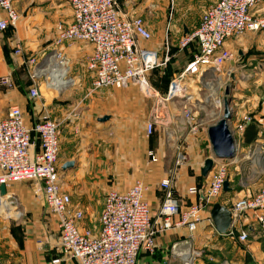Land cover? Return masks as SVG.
Returning <instances> with one entry per match:
<instances>
[{
	"label": "crops",
	"instance_id": "crops-1",
	"mask_svg": "<svg viewBox=\"0 0 264 264\" xmlns=\"http://www.w3.org/2000/svg\"><path fill=\"white\" fill-rule=\"evenodd\" d=\"M217 1L117 0L120 8L129 16L142 17L152 33L151 40L141 41L143 46L156 49L161 56L183 52L185 64L180 72L199 52L195 42L182 48L181 39L187 31L198 26L206 9ZM14 4L20 14L17 26L0 30V77L11 75L13 84L10 87L0 84V120L7 116L13 105L22 109L29 124L40 120L46 112L59 120L60 165L62 167L65 162L72 160L76 162L73 168L61 169L63 188L71 196L72 208L83 211L81 228L87 229L83 223L86 215L91 214L93 202L100 201L102 213L104 199L99 198L101 194L110 189L126 191L137 180L146 185L144 198L156 215L165 198L161 181L168 177L171 170L174 171L173 184L180 204L186 206L198 201L200 194H190L188 190L192 186L203 189L211 181L212 172L205 178L201 174V168L204 161L212 156L208 127L219 119L221 113L212 122L202 119L199 132L191 134L182 117L174 114L178 107L169 113L165 101L158 105L155 99L145 97L134 85L126 89H93L95 95L91 98L90 108L83 112L78 110L82 98L76 89L83 88L85 81L78 79L79 74L82 67L88 68L87 59L93 52V45L85 41L63 45V53L75 75L69 89L60 91L49 87L51 91L44 92L43 101L32 102L29 90L33 83L26 71L24 58L52 50L51 46L55 48L53 41L58 35V28L71 23L73 12L68 0H14ZM192 8L200 10L193 15ZM252 13L264 17V0L252 9ZM4 15L0 9V19ZM19 47L24 56L16 53ZM225 49L232 53V59L218 69L224 83L219 86L211 85L210 97L215 108H221L216 103L217 95L221 87L224 86L225 91L229 85L233 111L230 123L232 131L234 132L237 121L248 114L258 129L257 135L247 143L246 137L251 136L246 134L248 127L242 132L234 133L245 151L244 156L230 160L233 163L229 169L230 189L224 190L202 211V221L192 233L193 238H190V230L185 225L159 233L154 252L141 250L137 264H183L184 255L190 252L199 255L196 258L197 264H224L227 258L231 264L264 263V237L254 214L248 213L239 224L233 225L235 235L220 234L211 218L215 202L231 209L236 200L254 195L264 186V160L259 159L252 162L254 172H249L246 181L243 183L241 178L236 182L238 172L251 162L246 156L252 155L255 149L264 154V29L249 30L229 38ZM206 70L202 69L200 72L204 73ZM213 89H216L215 92ZM195 98L191 92V99L197 100ZM104 116H109V119L100 121ZM159 118L165 120L167 131L159 126ZM150 121L155 122L152 134H148L146 129V124ZM182 137L183 143L180 142ZM180 147L186 153L187 160L177 165ZM150 150L157 156L156 161L150 159ZM236 185L241 188L236 190ZM9 190L19 197L27 217L17 222L0 220V264H52L55 257L50 260L44 254L50 244L39 240L38 246L36 245V228L42 225H34L28 219V216L36 217L41 212L34 190H27L19 182L11 184ZM91 221L92 219L90 224ZM245 229L250 236L248 240L241 241L238 236ZM42 230L48 231V224L42 226ZM232 242H238L244 247L229 249ZM186 244H190L188 249L183 248ZM225 255L228 257L225 258ZM60 264L79 262L70 260Z\"/></svg>",
	"mask_w": 264,
	"mask_h": 264
},
{
	"label": "built area",
	"instance_id": "built-area-1",
	"mask_svg": "<svg viewBox=\"0 0 264 264\" xmlns=\"http://www.w3.org/2000/svg\"><path fill=\"white\" fill-rule=\"evenodd\" d=\"M261 1L218 0L207 8L198 26L187 31L180 41L182 48L195 42L199 52L171 81L165 95L160 94L149 81L150 73L161 65V55L156 49L141 44V41L151 40L152 33L142 17L129 16L120 8L117 0H68L73 18L69 25L59 26L54 40L55 50H52L55 52L49 55L47 66L38 67L39 61L33 55L25 57L24 63L29 68L34 66L33 77L43 74L40 69L44 68H48L44 72L48 74L50 66L56 64L54 68L58 69V73L53 74V68L46 75L49 85L60 91L68 89L74 77L69 73V67L65 66L68 62L59 47L85 41L93 45V52L87 59V66L93 73V89L128 88L134 85L159 104L178 98L188 100L191 94L187 93V86L183 82L186 74L222 68L232 59V53L225 49L229 38L249 30L264 29V17L252 13V9ZM0 9L5 14L0 19V30L16 27L20 14L14 0H0ZM16 53L24 56L20 47ZM0 84L12 86L11 75L0 77ZM39 95L40 91L34 85L30 97ZM217 100L221 107L222 100L218 97ZM174 114L182 117L189 133L199 132L203 121L194 108L183 105L180 111L175 109ZM252 121L250 115H244L237 121L234 133L244 131ZM154 126L153 121L146 124L148 134H152ZM60 143L61 124L50 112L29 124L22 109L13 105L7 116L0 120V220L16 222L24 216L21 202L9 187L13 183L32 181L35 195L43 200L58 221V255L52 264L70 260H77L79 264H137L141 250L154 252L159 233L185 225L190 230V238H193L192 233L202 221V211L222 194L225 182L230 179L231 161H216L211 181L203 188L204 199L182 206L173 184L174 171L171 170L168 177L161 181L165 198L156 215L144 198L146 185L143 181H135L126 191L110 189L105 194L99 233L94 234L90 229L81 228L83 211L72 208L71 196L63 188ZM149 156L153 161L158 159L152 150ZM186 160V153L180 147L176 164L181 165ZM2 186L6 188L5 193H2ZM201 189L192 186L188 191L198 196ZM231 211L233 222L230 234L235 235L233 225L252 213L264 237V187L254 195L238 199ZM249 236V231L245 229L238 237L246 241ZM197 256L196 252L184 255L183 264H197Z\"/></svg>",
	"mask_w": 264,
	"mask_h": 264
},
{
	"label": "rangeland",
	"instance_id": "rangeland-1",
	"mask_svg": "<svg viewBox=\"0 0 264 264\" xmlns=\"http://www.w3.org/2000/svg\"><path fill=\"white\" fill-rule=\"evenodd\" d=\"M174 9H176V6L174 7ZM199 10H200V8H192L191 14L195 15ZM53 43H54V41H53ZM51 48H52V50H55V48H53V46H51ZM59 48L62 51L64 50L63 47H59ZM52 50L51 49L46 50L42 54L33 55L39 61L38 67L47 65V63L50 60L49 55L51 53L55 52ZM173 53H175V54H172V52H171L170 54H165V55L161 56V58H162L161 59V65L158 68H156L154 71H152L149 75L150 83L162 95H165L167 93L168 87H169L171 81L173 79H175V77L179 76V74L181 73L180 70L183 69L184 64H185V56L183 55V52H180V53L179 52H177V53L173 52ZM40 64H43V65L40 66ZM66 65L69 67V73L72 74V76H74V78H75V75H73V71H72L70 62H68V64L65 63V66ZM29 67L30 66H28L26 68V71L31 76L33 86L35 85L40 91V95L38 97H30L31 101L32 102H37V101H41V100L43 101L44 92L45 91L46 92L51 91V89L49 88L51 86L49 85V81H48V78L46 76L49 73H51V70L48 71V74L46 72V73L41 74L40 76L33 77L32 73H34L35 68H34V66H32V68H29ZM201 72L197 73V74L188 73V74H186V76L183 80V82L187 86V93L191 94V92H193L195 97L197 98V100H194V99L192 100L191 98L188 100H187V98L186 99H179L178 98V99H172V100L165 101V104L168 106V112L169 113H171L172 110H174L176 107H178L177 109L180 111V109L183 107V105H188V106L194 108V111H196L197 116L200 118V120L204 119L205 122L206 121L212 122V121H214V119L216 120L218 118V115L220 113L222 114V112H223V99L222 98H223V93H224V86L221 87V89L219 90V94L217 95V97L222 100L221 108H215L216 105H215V103H213L212 97H210L211 93H209V88L211 85L219 86L220 84L224 83L222 81V78H221L222 76L220 74V71L217 69H209V70L207 69L206 71H203L204 73H201ZM80 78L82 80H85V81H83V86H82L83 88L80 87V88H77L76 90H79V97L82 98L81 103H80V107L78 108V110H82V112H83V110L90 108L91 98L95 95V92L93 91V88L91 86L93 73L89 70V68L83 69V67H82V71L80 72L78 79H80ZM204 85H206V86H204ZM106 88H108V87H106ZM109 89H126V88L109 87ZM65 90H67V89H65ZM65 90H62V91H65ZM215 90L216 89H213V92H215ZM29 95H30V90H29ZM145 97H147L149 99H153L152 97H148V96H145ZM204 98L206 100H204ZM216 103L218 104L219 100H217ZM158 105H162V103H160V104L158 103ZM156 106H155V109L157 108ZM158 110H159V108H158ZM158 120H159V126L162 129L166 130L165 120L162 118H159ZM102 122H105V121H102ZM183 141L184 140L182 137L180 139V142L183 143ZM237 150H238L237 151V157H238V159H240L242 156H244L243 154L245 151H244V149L242 150V147L239 145V143H237ZM258 150L259 149H257V150L255 149V150H253L252 155L246 156V158H249V160H251V162L247 163V165H244V167H242V170H240V172H238V174L236 175L237 176L236 182H238L242 178L241 181H243V183H244L246 181V178L250 174L249 172H252V170L254 172L252 162L258 161V159L260 161L264 160V154L261 153L263 151H260V150L258 151ZM232 165H233V163H230L229 169ZM231 170H233V167ZM19 183L24 184L27 190L33 191V182L32 181H24V182H19ZM236 186H237L236 190H239L241 188L238 185H236ZM106 193L101 194V196H99V198L105 199ZM34 196H35L36 201L38 200V202H40L39 207L41 209V212L38 213V215L36 217H29L28 216V219L30 221H32L34 223V225H42L45 227V225L48 224V231H45V230L43 231L42 226H39L38 228H36L35 241H36L37 246H38L39 240H42V241L44 240L50 244V247L48 248V250L45 253L44 252L43 253L47 257H49V259L51 260L52 258L57 257V255H58L57 245H58V241H59V237H60L58 221H57L56 216H54L48 210V208L45 206L44 202H42L40 200V198L37 197L35 194H34ZM17 198L20 201L18 196H17ZM99 206H100V201L99 202L96 201V203H94V202L92 203L91 214L86 215L85 220H84L85 223H83V226L86 227L87 229L92 230V232L94 234H98L99 229H100L99 228L100 227L99 218H100L101 210H100ZM38 216L41 218H39ZM26 217H27V213L25 212L24 216L21 219H24ZM21 219H19V220H21ZM90 219H92V221H91L92 225L90 224ZM237 246L238 247H242V246L244 247V245H242L238 242H236V243L232 242L229 246V249H231L233 247H237ZM227 257L228 256L225 255V258H227ZM228 259L229 258H227V260H225L224 262L226 264H231L229 262L230 260H228Z\"/></svg>",
	"mask_w": 264,
	"mask_h": 264
},
{
	"label": "water",
	"instance_id": "water-1",
	"mask_svg": "<svg viewBox=\"0 0 264 264\" xmlns=\"http://www.w3.org/2000/svg\"><path fill=\"white\" fill-rule=\"evenodd\" d=\"M43 64H40V66ZM42 67V66H41ZM223 112L219 119L208 127V137L211 144L212 156L208 157L201 168L203 177L213 171L216 161L227 160L230 161L237 157V139L231 129L230 123L233 118V111L231 107V90L227 85L223 93ZM109 116L100 118L101 121H107ZM76 166L74 160L65 162L61 169L67 170ZM230 189L229 180L224 184V190ZM2 193L6 192L5 186L1 187ZM200 198L204 199V190H200ZM212 221L220 234H229L233 222L232 211L230 208L220 202H215L211 209ZM190 244H186L183 248L188 249Z\"/></svg>",
	"mask_w": 264,
	"mask_h": 264
},
{
	"label": "trees",
	"instance_id": "trees-1",
	"mask_svg": "<svg viewBox=\"0 0 264 264\" xmlns=\"http://www.w3.org/2000/svg\"><path fill=\"white\" fill-rule=\"evenodd\" d=\"M247 127H246L247 128L246 134H251V136L250 137H246V142L250 143L251 141H253L255 139L258 129L256 128L255 124H253L252 122H250L247 125Z\"/></svg>",
	"mask_w": 264,
	"mask_h": 264
},
{
	"label": "bare ground",
	"instance_id": "bare-ground-1",
	"mask_svg": "<svg viewBox=\"0 0 264 264\" xmlns=\"http://www.w3.org/2000/svg\"><path fill=\"white\" fill-rule=\"evenodd\" d=\"M51 63V62H50ZM52 64V63H51ZM50 64V65H51ZM47 66V65H46ZM56 66V64H54V66H50V70H52L54 67ZM46 69H48V68H44V69H40V71H42V73H44L45 71H46ZM44 70V71H43ZM55 70V71H54ZM54 70H53V74H57L58 73V69H55L54 68Z\"/></svg>",
	"mask_w": 264,
	"mask_h": 264
}]
</instances>
